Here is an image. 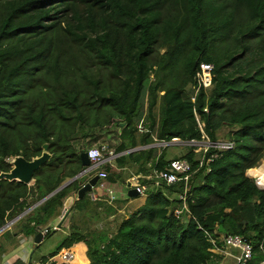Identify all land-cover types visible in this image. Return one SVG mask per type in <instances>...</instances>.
<instances>
[{
    "label": "trees",
    "instance_id": "16d2710c",
    "mask_svg": "<svg viewBox=\"0 0 264 264\" xmlns=\"http://www.w3.org/2000/svg\"><path fill=\"white\" fill-rule=\"evenodd\" d=\"M200 63L213 65V85L191 102L187 88ZM194 110L210 142L226 128L233 148L208 152L218 156L209 173L194 174L182 221L173 215L182 185L152 178L176 157L151 145L200 142ZM116 121L115 164L150 175L144 205L112 236L70 227L35 264H71L56 258L61 250L86 255L87 264H219L206 234L264 249V190L246 175L264 159V0H0V175L17 157L40 158L44 145L50 156L28 185L0 180V228L83 172L87 150L74 144ZM201 152L188 147L182 156L193 171ZM104 171L105 183L131 188L121 172ZM86 179L24 215L20 232L47 228L49 236ZM87 196L72 210L83 211Z\"/></svg>",
    "mask_w": 264,
    "mask_h": 264
},
{
    "label": "rangeland",
    "instance_id": "374dc122",
    "mask_svg": "<svg viewBox=\"0 0 264 264\" xmlns=\"http://www.w3.org/2000/svg\"><path fill=\"white\" fill-rule=\"evenodd\" d=\"M190 92V87H188L187 93L190 94ZM144 103H146L145 97ZM144 112L145 109H143V113ZM83 129L85 132V127ZM118 132L119 128L117 126L116 121L108 127H104L101 130H95L94 136L86 138L88 141L79 140L76 142V144L78 148L83 149L85 151L90 148H100L101 146H105L109 151H111L110 145L116 142L115 137L117 136ZM229 132L230 130L226 128H223L218 131L217 142H228L230 140ZM89 135H91L90 132ZM95 139L98 140L96 144H94ZM157 148L160 149L159 146ZM187 149L188 146L186 145H180L178 147L169 145L167 146L166 150L167 157L169 158L182 153H186ZM104 158L108 159L109 157L106 155L104 156ZM262 165H264V159L261 161L260 166L254 169L253 173V178H259L262 179V181L259 182L257 181V179L253 180L259 188L264 190V169H259ZM95 173L96 171L93 172V174ZM135 173L136 167L127 165L126 169L121 172V176L122 179L126 181L127 179H130L133 175H135ZM104 182L105 181L103 180V183ZM121 186L124 187L123 184H121L120 186L112 187L114 197L118 201H116V199L111 201L110 197L107 194L108 189H110L108 185H105L104 189H100L98 186H96L92 190V192L94 195H97L101 199L99 201H91L89 197L90 194H87L88 196L85 198V201H89V204L84 206V210L79 212L78 210H72L71 207L70 211L67 212V214L65 215V219L62 220V228L56 232L51 231L49 236L43 238L41 245L38 248H36V245L34 243L33 235L25 236L22 232H20L18 227L20 223H17L20 219L16 222H13L15 218L10 221H7L5 224V230L0 233V264H13L17 260H21L25 263L32 262L33 264L39 262L41 258L48 257L54 251V249L66 237L65 235L68 236L70 234V227H74L72 228L73 230L76 229L78 232H81L83 234H97L99 232H103L108 236L114 235L117 231L120 221L119 218H117L116 220H110V216L112 214L110 213V210H112V212H114L113 214H115L116 211L114 208L116 206L123 205L125 201L135 200V203H137V200H139V197L135 199L126 197L127 190H123ZM124 199L126 200L123 201ZM55 222H51L50 227H52ZM83 255L84 254L75 253V258L71 264H77V262L79 261L85 262L87 264L89 261L88 257L86 255Z\"/></svg>",
    "mask_w": 264,
    "mask_h": 264
},
{
    "label": "built area",
    "instance_id": "2783aa9c",
    "mask_svg": "<svg viewBox=\"0 0 264 264\" xmlns=\"http://www.w3.org/2000/svg\"><path fill=\"white\" fill-rule=\"evenodd\" d=\"M213 65L209 63H200L199 68L196 70L195 75L193 76V83L190 87V101L194 102L198 93L200 91H204L205 93L209 92L213 85ZM206 111V110H205ZM194 118L197 124V128L201 133V141L200 142H188L184 143V145L188 147H196L201 148L202 152L199 154V158L197 161V169L195 171L192 170L191 163L183 157L176 158L172 160L166 167L164 171L155 172L152 176L158 185V182H164L167 185H182V191L177 192L173 198L179 202L180 206H178L173 211V215L176 218L184 219L190 218V213L187 208V199L189 197L190 187L193 181L194 174L200 170H205V174L210 172L209 165L213 162L218 155L212 154L209 157H206L210 150H219L225 151L233 148V143L231 142H210L209 138L206 136L204 132L205 125L197 115L196 111L193 112ZM138 131L145 132V128L143 125V120H141L138 124ZM162 147L169 146L172 143H181L176 141L175 139L170 142H160ZM87 158L89 160V173L92 174V177L95 175L94 172L98 166L102 164L105 160L104 156H113V153L109 151L105 146H101L100 148H90L86 152ZM99 176V182L96 184L100 189L105 188V184L103 180L106 179L107 174L105 172H101L97 174ZM139 178V177H138ZM138 178H135L137 180ZM134 180V181H135ZM95 186V187H96ZM131 189H135L139 196H143L146 194V188L144 186L138 185V183L130 184ZM127 188V187H126ZM94 189V188H93ZM108 196L111 201L114 200V193L110 190L107 191ZM90 200L97 201L98 196L94 195L93 192L90 193ZM47 229H44L43 235L47 233ZM216 238L212 237L209 234H206L208 242L211 244V253L212 256H216L220 258L219 264H251L256 255L260 254L262 256V261L258 264H264V249L262 246L259 249V253L255 252L254 247L250 242L245 241L241 236L237 235H215ZM75 258V250H61L57 254V259H60L66 263H71ZM231 262V263H229Z\"/></svg>",
    "mask_w": 264,
    "mask_h": 264
},
{
    "label": "water",
    "instance_id": "95a60500",
    "mask_svg": "<svg viewBox=\"0 0 264 264\" xmlns=\"http://www.w3.org/2000/svg\"><path fill=\"white\" fill-rule=\"evenodd\" d=\"M121 126H123V124H121ZM43 151L44 152L40 158H36L30 162L24 160L21 157L15 158L11 162V164L13 166L12 170L9 173L1 174L0 180H6L9 182L10 181H17V182L24 183L26 185L30 184L32 182L34 172L37 171L43 164H45L49 160L50 156L47 153V145L43 146ZM80 157H81V161H82V166L85 167V170L83 172H81L76 177H74V178L70 179L69 181H67L66 183H64L57 190H55L53 193L49 194L44 199H42L40 202H38L36 205H34L33 207H31L30 209H28L27 211H25L24 213H22L18 217H16L13 222H16L19 219H21L24 215H26L27 213L32 211L36 206H39L44 201H46L47 199H49L50 197H52L53 195H55L56 193H58L59 191L64 189L66 186H68L69 184H71L75 180H77V179L81 178L82 176L88 174L89 169H90L89 168L90 165H89V160L87 158V154L82 153L80 155ZM98 182H99V176L97 174H95L93 177L89 178L86 181V183L77 192H75L74 196L68 197L66 199V201L64 203L63 211H62L63 219L65 217V214L72 207L73 203L75 201L82 200L85 197V195L90 194ZM138 196H139V194L137 193V191L135 189L130 188L127 192L128 198H137ZM61 225H62V221L56 226V228L53 229V231H57L58 229H60ZM5 228H6V225L0 229V233L3 230H5ZM44 229H47V228H44ZM44 229L42 231L38 232L34 236V243L36 246L40 245L42 240H43ZM29 264H30V262H29Z\"/></svg>",
    "mask_w": 264,
    "mask_h": 264
},
{
    "label": "crops",
    "instance_id": "0c3cea01",
    "mask_svg": "<svg viewBox=\"0 0 264 264\" xmlns=\"http://www.w3.org/2000/svg\"><path fill=\"white\" fill-rule=\"evenodd\" d=\"M143 123H144V119H143ZM145 128V127H144ZM138 133H142V132H140V131H138ZM86 141H88L87 139H85ZM82 141V140H81ZM90 141H93V140H90ZM98 142V140H96L95 139V143L94 144H96ZM75 146H77V144H74ZM174 146V147H178V146H180V145H183V146H185L184 145V143H172V144H170V146ZM151 146H153V147H160V148H163L162 147V144H158V143H156V144H154V145H151ZM148 147H150V146H148ZM143 148H146V147H139V148H137V149H135V151H137V150H141V149H143ZM185 153H182V154H179V155H177V156H174V157H176V158H179V157H182L183 155H184ZM115 155L113 156V157H109L108 159H105L103 162H102V164L100 165V166H98L97 167V169L95 170L96 171V173L95 174H98V173H103V172H105L104 171V167L105 166H109L110 168H111V170L113 171V172H115V173H118V172H123L124 170H125V168H118L117 167V165L115 164V161H114V159H115ZM264 169V165H262L259 169ZM252 170V169H251ZM250 172V171H249ZM93 173V172H92ZM247 173H248V171H247ZM246 173V175H247V177H249V178H252V179H257V181H259V182H261L262 181V179H259V178H253V173H254V169H253V172H252V177H250L248 174ZM90 176L88 177V174L87 175H85V176H82V177H85V178H87L86 179V181L89 179V178H91L92 177V174H89ZM149 176L150 175H148V176H144V175H142V174H138V175H133L130 179H127L126 180V183H130V184H134V183H138V185H141V186H144L146 189H147V186H146V183L144 182L147 178L149 179ZM81 177V178H82ZM139 177V178H138ZM135 178H138L137 180H135ZM135 180V181H134ZM86 181H85V183H86ZM105 183V182H104ZM105 185H108V187L110 188V189H108V190H110V191H112V187L113 186H120V185H118V184H111V185H109V184H107V183H105ZM257 185V184H256ZM121 188H123V190H127V192H128V190H129V188H126V186H124V187H122L121 186ZM113 192V191H112ZM74 194H75V192H72L71 193V195L69 196V197H71V196H74ZM127 195V194H126ZM127 197V196H126ZM139 197V200H137L138 202L137 203H135V200H132V201H125L126 199H124L123 201H125L124 202V204L123 205H119V206H116L114 209H115V211H116V213L115 214H113L114 212H112V210H110V213H112L111 214V216H110V220H116L117 218H119V225H120V223L123 221V220H126L132 213H134L135 211H137L140 207H142L143 205H144V203H145V199H146V195H143V196H138ZM137 197V198H138ZM101 198H99L98 197V201L100 200ZM114 199H116L115 197H114ZM133 199H135V198H133ZM116 201H118L117 199H116ZM109 203V202H108ZM64 207V206H63ZM56 228V227H55ZM62 227H60V229H61ZM60 229H58L57 231H59ZM44 236V235H43ZM65 236H67V235H65ZM229 263H231V262H229Z\"/></svg>",
    "mask_w": 264,
    "mask_h": 264
}]
</instances>
